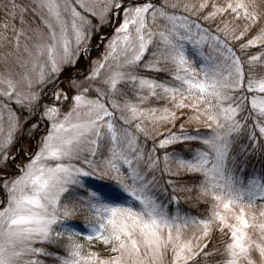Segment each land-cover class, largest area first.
Here are the masks:
<instances>
[{
    "label": "snow or ice",
    "instance_id": "snow-or-ice-1",
    "mask_svg": "<svg viewBox=\"0 0 264 264\" xmlns=\"http://www.w3.org/2000/svg\"><path fill=\"white\" fill-rule=\"evenodd\" d=\"M0 264H264V0H0Z\"/></svg>",
    "mask_w": 264,
    "mask_h": 264
},
{
    "label": "rangeland",
    "instance_id": "rangeland-1",
    "mask_svg": "<svg viewBox=\"0 0 264 264\" xmlns=\"http://www.w3.org/2000/svg\"><path fill=\"white\" fill-rule=\"evenodd\" d=\"M113 23L115 24V22H113ZM112 31H113V28L112 27H105L104 29H102L100 35L107 37V36H110L111 35ZM97 43H99V40L94 38L93 39V48H94V51L92 53V55H93L94 58L96 56H98L100 53L103 52V47H101L99 50H95V45ZM85 67H86V64H85V62L82 61L77 69H71V70L66 71L61 76V79H64V77H66L68 75L74 74L76 71H83V69ZM45 102H47V98H45ZM27 128H28V125H25L24 126L25 131L27 130ZM43 132H44V128L42 126L41 129L39 130V133H37L36 136L38 137L40 134H43ZM15 139H16V142H18V141L19 142H18L17 146L12 150V153L15 154V153L19 152V156H18L17 161H16V163H19L21 160H24L25 159V152H27L29 154L35 152V150H36L35 149V145H36L37 140L34 139V138H29V135H22L19 132L16 134V138ZM12 148H13V146H12ZM13 171H15V169H13ZM180 202H186V200L183 199V198H181V196H180ZM199 205H201L202 207H204L202 204H199ZM81 223H82V219H81ZM92 243H93L94 247L91 250H93V251H99V252H101L102 255H106L107 254L104 246L101 245L99 242L93 241Z\"/></svg>",
    "mask_w": 264,
    "mask_h": 264
},
{
    "label": "trees",
    "instance_id": "trees-1",
    "mask_svg": "<svg viewBox=\"0 0 264 264\" xmlns=\"http://www.w3.org/2000/svg\"><path fill=\"white\" fill-rule=\"evenodd\" d=\"M18 142H16L13 145V148H11V152L17 146ZM253 165L255 167L256 172L258 173L260 170V164L257 161H253ZM251 170H252V166L249 167V171H251ZM180 196H181V198L185 199V196L183 194H181ZM180 203H181L182 209L188 210L193 215H198L199 213L204 211V207L195 203L194 201L186 200V202H180Z\"/></svg>",
    "mask_w": 264,
    "mask_h": 264
}]
</instances>
